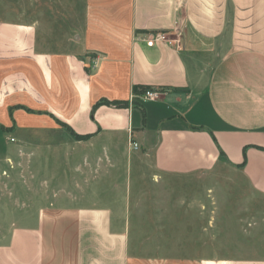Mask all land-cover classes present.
<instances>
[{
    "label": "crops",
    "instance_id": "1",
    "mask_svg": "<svg viewBox=\"0 0 264 264\" xmlns=\"http://www.w3.org/2000/svg\"><path fill=\"white\" fill-rule=\"evenodd\" d=\"M26 1L15 18L0 7L1 131L49 117L70 135L152 154L159 175L224 162L264 199V0ZM158 32L169 40L147 41ZM135 86L163 91L143 99ZM102 99L126 104H102L92 117ZM7 141L17 146L0 158L10 168L27 151ZM93 194L79 204L38 201L21 219L4 213L0 264H264V253L195 256L132 237L127 204L122 212Z\"/></svg>",
    "mask_w": 264,
    "mask_h": 264
},
{
    "label": "rangeland",
    "instance_id": "2",
    "mask_svg": "<svg viewBox=\"0 0 264 264\" xmlns=\"http://www.w3.org/2000/svg\"><path fill=\"white\" fill-rule=\"evenodd\" d=\"M0 7L8 18L20 10L18 0ZM224 52H212V68ZM9 132L0 130V158L17 148L7 135L27 155L12 169L0 160V234L6 212L22 215L38 201L79 204L94 193L122 212L127 204L132 237L195 256L264 253V199L224 162L207 173L159 175L152 154L130 151L120 139L70 135L49 117L15 119Z\"/></svg>",
    "mask_w": 264,
    "mask_h": 264
},
{
    "label": "built area",
    "instance_id": "3",
    "mask_svg": "<svg viewBox=\"0 0 264 264\" xmlns=\"http://www.w3.org/2000/svg\"><path fill=\"white\" fill-rule=\"evenodd\" d=\"M147 41L150 42H158V41H167L169 40L168 36L166 33L163 32H158V33H150L149 35L146 36ZM163 89L161 88H149L145 92L141 93V97L143 99H158L161 94H162ZM11 141H15L14 138H11ZM129 147L132 150H137L140 148V145L138 142H136L131 136L129 138ZM20 153H23L22 150ZM11 169L15 167L14 162L12 160H8ZM4 174H8L7 170L3 171Z\"/></svg>",
    "mask_w": 264,
    "mask_h": 264
},
{
    "label": "trees",
    "instance_id": "4",
    "mask_svg": "<svg viewBox=\"0 0 264 264\" xmlns=\"http://www.w3.org/2000/svg\"><path fill=\"white\" fill-rule=\"evenodd\" d=\"M149 88H152V87H150V86H135V87H134V93H135L136 95H139V94L145 92V91H146L147 89H149ZM102 104H107V105H111V106L119 107V106H123V105H125L126 102H124V101H109V100H107V99H102V100L98 101V102L93 106V109H92V117H94V114H95V110H96V108H97L98 106L102 105ZM12 110H13V109H11V113H12ZM29 110H30V109H29ZM30 111H32V110H30ZM11 115H12V114H11ZM58 122H59V121H58ZM75 135H76V137H79V138H88V137L91 136V135H78V134H75ZM222 157H224L223 152H222ZM245 164H246V155H245V160H244L243 165H245Z\"/></svg>",
    "mask_w": 264,
    "mask_h": 264
}]
</instances>
